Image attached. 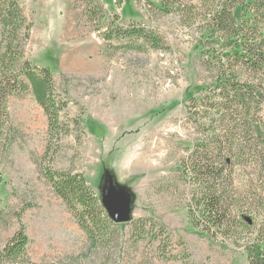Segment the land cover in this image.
<instances>
[{
  "label": "rangeland",
  "instance_id": "rangeland-1",
  "mask_svg": "<svg viewBox=\"0 0 264 264\" xmlns=\"http://www.w3.org/2000/svg\"><path fill=\"white\" fill-rule=\"evenodd\" d=\"M20 1L33 23L26 59L52 70L58 94L68 102L61 121L70 133L52 166L84 174L101 203L112 183L129 201L132 221L122 224L116 248L90 246L42 173L48 118L28 93L9 99L11 122L0 142V209L8 221L0 225V251L20 228L16 213L25 209L34 264H247L243 247L212 242L193 226L194 187L182 170L211 135L210 119L196 123L189 99L204 97L216 75L202 65L198 43L201 18L219 0H182L181 10L171 14L158 10L162 0H96L88 13L87 0H56L47 29V1ZM133 25L158 44L118 35ZM261 169L239 164L235 186L253 193ZM140 219L148 220L144 239L133 224Z\"/></svg>",
  "mask_w": 264,
  "mask_h": 264
},
{
  "label": "trees",
  "instance_id": "trees-1",
  "mask_svg": "<svg viewBox=\"0 0 264 264\" xmlns=\"http://www.w3.org/2000/svg\"><path fill=\"white\" fill-rule=\"evenodd\" d=\"M86 2L88 13L96 0ZM181 4L182 0H162L157 8L171 14L181 10ZM201 22L199 57L202 65L216 75L204 97L189 99L195 122L200 124L205 117L211 123L207 141L198 143L182 166L194 187L190 219L212 242L223 239L243 247L247 264H264V170L249 195L242 193L234 181L239 164L264 166V0H219ZM32 28L20 0H0V142L11 122L9 99L31 93L48 118L50 141L44 159L47 165L42 166L44 177L90 246L95 250L114 249L123 225L110 219L84 174L52 166L62 139L70 133L61 121L68 102L58 94L52 70L33 66L26 59ZM118 35L158 44L143 27L133 25ZM2 183L0 174V188ZM24 212L16 213L20 228L0 251V264H34L28 253L31 241L22 223ZM2 224L8 225V221L0 209ZM133 224L144 239L148 220Z\"/></svg>",
  "mask_w": 264,
  "mask_h": 264
},
{
  "label": "water",
  "instance_id": "water-1",
  "mask_svg": "<svg viewBox=\"0 0 264 264\" xmlns=\"http://www.w3.org/2000/svg\"><path fill=\"white\" fill-rule=\"evenodd\" d=\"M111 188L112 183H107L102 200L103 207L115 224L122 225L130 223L132 219L129 201Z\"/></svg>",
  "mask_w": 264,
  "mask_h": 264
},
{
  "label": "bare ground",
  "instance_id": "bare-ground-1",
  "mask_svg": "<svg viewBox=\"0 0 264 264\" xmlns=\"http://www.w3.org/2000/svg\"><path fill=\"white\" fill-rule=\"evenodd\" d=\"M46 6H45V21L43 23V28L47 29V27L50 25L52 17L56 16L55 12H56V7H55V2L56 0H46ZM66 18V17H65ZM70 18V17H67ZM56 19V18H55ZM71 19V18H70ZM64 21H69L68 19L64 20ZM55 23V22H54ZM68 24V22H66ZM54 25H52L53 27ZM66 26V25H65ZM64 26V27H65ZM56 29V28H55ZM67 29V28H66ZM52 30V28H51ZM68 30V29H67ZM52 33V31H51ZM55 33V32H54ZM42 40L46 41V37H44ZM113 126V125H112ZM116 129V128H115ZM115 132V131H114Z\"/></svg>",
  "mask_w": 264,
  "mask_h": 264
}]
</instances>
